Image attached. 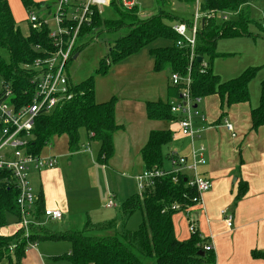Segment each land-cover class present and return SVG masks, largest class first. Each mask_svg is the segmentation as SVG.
<instances>
[{"label":"trees","instance_id":"1","mask_svg":"<svg viewBox=\"0 0 264 264\" xmlns=\"http://www.w3.org/2000/svg\"><path fill=\"white\" fill-rule=\"evenodd\" d=\"M23 1L27 8L36 3V0ZM156 1L157 12L145 17L140 15L138 5L127 9L117 0H112L110 5L116 11L115 18H104L102 13L96 10L91 24L83 27L82 37L75 46L69 64L75 55L100 34L121 30H127V33L109 44V49L100 59L94 74L80 82H74L68 71L72 98L59 103L50 111L40 112L35 117L31 137L24 147L25 153L41 155L43 147L55 135H66L69 151L77 152L83 147L81 137L85 131L89 139L87 147L97 141L100 145L97 160L100 164L107 165L115 155V135L123 125L118 123L116 118L118 97L113 95L106 101L97 99L95 76L106 75L111 66L158 40L169 43L149 48L154 59V70L160 72L168 69L171 75L177 73L181 81L173 84L170 79L167 99L146 101L149 119L178 122L181 114L171 110V101L173 98L181 99L188 77L192 97L200 98V101L194 104L195 109L203 98L214 94L220 97L222 110L232 104L250 100L249 85L261 66L251 65L233 78L222 79L214 71L213 62L220 56L217 44L221 38L254 35L249 28L253 21L250 9L253 0H201V13L213 9L218 14L225 11L232 14L225 21L220 17L204 16L203 21L200 19L194 47L195 58L192 61L190 46L177 44L180 36L172 24L166 21H173L174 24L186 22L191 26L193 20L166 10L173 0ZM178 1L195 4V0ZM261 1L264 3V0ZM262 20L264 21V14ZM260 28L264 30V22ZM29 31L27 36L22 33L8 0H0V50L5 49L9 54L8 61L0 51V90L1 93L5 92L6 88L11 90L9 98L5 100L9 101L15 110L32 103L40 71L31 66H34L37 59L46 58L53 49L47 29ZM199 56L203 57L202 61H198ZM204 62L207 63L206 66H203ZM224 114L225 112H222L220 118ZM251 120L252 129L264 126V79L261 80L259 103L251 109ZM2 127L0 121V130ZM173 138L174 131L170 128H156L150 131L146 143L140 149L143 171L170 170V166H165V161L169 158L171 164L174 151L170 150L166 154L164 146ZM174 176H178L177 181ZM12 179L14 180V177L10 172L0 169V229L10 226L9 216L16 220L12 233L0 232V264H22L26 250L44 241L69 242L70 251L53 256V259L66 260L72 264H215V252L205 249L208 241L202 238L198 231L189 230L191 234L185 239L176 234L175 215L195 206L193 198L198 195L182 173H170L157 178L154 185L147 186L122 200V213L127 219L137 211L142 214V220L134 230L121 229L115 218L95 222L89 215L79 225L56 232L50 230L46 227L47 222L58 220H52L45 215L46 207L41 192L31 210L34 221L29 225L28 234L20 225L23 212L17 202L18 189ZM246 190L247 183L240 182L236 199L242 197ZM113 197L116 198L115 195ZM174 205L179 207L173 208ZM62 214L60 220L64 219V213ZM122 225L125 226V223ZM251 255L254 259L264 260V250L253 249Z\"/></svg>","mask_w":264,"mask_h":264},{"label":"crops","instance_id":"2","mask_svg":"<svg viewBox=\"0 0 264 264\" xmlns=\"http://www.w3.org/2000/svg\"><path fill=\"white\" fill-rule=\"evenodd\" d=\"M259 36L260 34L234 37L230 39L232 40L230 43L225 42L224 46L235 47V49H228V51L236 52L246 46L248 47V45L251 48L248 49L249 53L243 58L244 60L232 59L229 65L230 68L227 69L226 67L219 71L214 69L222 79H229L240 74L248 65H262L257 76L250 82V100L232 104L222 110L220 107L221 100L217 94L207 96L212 97L211 100L215 102L214 107H207V100L204 105V108L210 111L208 113L210 118L214 119L222 112H225L224 116L222 118L219 116L214 124L208 123L209 120L206 116L196 117L195 119L197 127L195 129L198 130L197 139L203 142L202 134H205L206 142V145L203 143L206 147L204 153L205 163L201 164L199 171L212 182V187L203 194L201 204L189 209V217L192 219L199 235L206 238L208 244L213 245L216 254L215 264H261L263 262L253 259L250 255L253 249L264 250V126L252 129L251 120V109L259 103L261 80L264 79V50L259 47V44H264V38ZM219 53L220 56L218 57L224 60L227 58V56L223 57L227 53ZM140 56L138 52L116 63L113 68L119 70L121 67L117 66L121 65L123 67V70L117 71L120 75H123L116 74L118 76L117 90L121 91L116 106V118L123 125V128L117 133L120 132L119 134L122 135V133L130 132L131 137H135L133 142L129 140L126 143L133 145L135 142L131 150H136V153H134L136 155L135 161L138 162V166H141L140 170L143 171L144 164L140 156V149L146 143L150 131L156 129L162 122L158 123V121L147 117L146 101L158 100L163 97V99L168 98L169 83L165 80V76L161 71L154 70V59H146L148 62L151 61L150 65L147 66ZM218 59L215 61L216 64ZM126 70H130V75L129 73L125 74ZM112 93L108 95L109 98L103 101L115 95ZM119 105L125 112L121 119L118 110ZM137 115H141V117L139 118ZM126 118H130V120H124ZM225 120L231 123L232 130L226 127ZM209 124L211 125L209 126ZM131 125L133 131H131ZM167 128L174 131L173 139L179 141V143L181 142V147L186 145L183 140H190L188 136L181 134L178 122H172ZM116 135L114 139L116 146L114 156L119 159ZM88 141L87 138L85 143L87 144ZM183 149L176 147L175 149L172 148V151L185 156L187 161L191 162L189 158L190 148ZM131 150L130 153H132ZM87 152L90 154V161L92 162L93 152L87 146L82 147L77 152H70V155L67 152L62 153L67 157L68 166H71L79 160L81 162L83 160L81 158L82 154ZM68 161L70 162L68 163ZM123 162L127 168L135 167L130 154L123 159ZM103 167L106 166L103 165ZM31 172H35V176ZM31 172L29 182L33 193L36 197L39 193H43L45 207L60 209L64 213V217L71 212L69 193L67 185H64L62 169L56 164L53 168L32 169ZM134 180L136 183L137 180L135 178ZM242 181L247 183V190L242 197L236 199ZM112 182L109 195L113 193L116 198L121 195L125 196L127 191L131 193V191L136 190H131L132 182L124 180ZM38 183H40V191L35 193V185ZM224 209H230L234 213L232 227H228L223 219L222 210ZM180 213H177L174 218L176 234L179 238L185 239L191 234L189 231L190 224L186 212ZM47 242L49 241L30 246L26 250L22 264H69L66 263L69 262L66 260L53 259V256H57V254H55L56 252L52 247L47 245Z\"/></svg>","mask_w":264,"mask_h":264},{"label":"built area","instance_id":"3","mask_svg":"<svg viewBox=\"0 0 264 264\" xmlns=\"http://www.w3.org/2000/svg\"><path fill=\"white\" fill-rule=\"evenodd\" d=\"M127 9L138 5L137 0H117ZM112 0H36V3L28 7V22L30 29H47L48 36L53 43V49L44 59H37L34 66L40 73L37 76V90L32 103L15 110L8 103L7 98L11 93L9 88L1 93L0 90V121L3 124L0 130V169L10 172L14 177L11 181L18 189L17 202L23 212V218L20 222L28 234L30 223L33 216L31 210L34 206L36 196L33 193L29 182V173L32 169L43 170L53 168L57 164V158L52 155H32L25 153L24 147L31 137V130L34 126L35 117L42 111H50L59 103L69 100L73 92L69 87V74L67 67L69 60L78 40L82 37L81 31L85 25H90L96 10L100 11L103 6H110ZM201 0H195L196 10L193 14V23L189 26L186 22H178L173 25V29L180 36L177 44L190 46V60L195 58L194 47L196 44V35L200 26V19L203 17H220L224 21L228 19L231 12L219 13L213 9L207 13L200 11ZM37 7V9H36ZM191 32V37L187 32ZM207 63L204 62L203 66ZM173 84H178L181 77L177 73L171 75ZM185 88L182 90L181 99L174 98L171 101V110L180 113L178 120L180 132L184 136L192 138V157L193 161L188 162L183 155L172 152L170 170H147L136 175L139 190L142 191L147 186L154 185L157 178L170 173H182L185 175L189 184L194 187L198 193L193 198L196 205L202 203V196L212 187V182L204 177L199 171V165L205 163L204 152L206 147L200 144L196 147L195 138L198 130L193 124L194 104L200 101L199 97L193 98L190 92V77L185 80ZM1 87V86H0ZM198 115V110H195ZM226 127L232 130V125L225 120ZM178 180V176H174ZM113 196V195H112ZM113 198L107 202V206H114ZM174 205L173 208H178ZM189 219L190 231L194 232L195 225L189 217V210L185 211ZM45 215L52 220H60L63 217L60 209L46 208ZM223 219L228 227L233 226L234 213L230 209L222 210ZM191 219V221H190ZM206 250H213L212 244H206Z\"/></svg>","mask_w":264,"mask_h":264},{"label":"rangeland","instance_id":"4","mask_svg":"<svg viewBox=\"0 0 264 264\" xmlns=\"http://www.w3.org/2000/svg\"><path fill=\"white\" fill-rule=\"evenodd\" d=\"M38 1V0H37ZM13 15L16 17L17 23L20 27V30L22 33L27 36L29 34V22H28V8L25 6L23 0H8ZM137 4L140 8V15L145 17L148 15H151L158 10V3L156 0H137ZM37 9V7H36ZM250 9H251V17L253 21L250 23V30L254 33L253 36H256L260 34L259 37L264 38V30L260 28V25L263 24V13H264V3L261 0H253L252 3L250 4ZM168 11L178 14L181 17H185L188 19L193 20V14L196 10L195 4L193 5L192 3L185 2V1H178V0H173V2L168 5L167 9ZM100 12L102 13V16L104 18H115L116 11L113 9L111 6H103L100 8ZM169 24L174 25L173 21H166ZM259 24V25H258ZM127 33V30H121L116 33H108L104 32L98 36L97 39L93 40L90 44H88L86 47H84L78 56L74 58L70 64H69V74L71 75V78L73 79L74 82H80L87 78L88 76L92 75L95 73V70L97 69L99 65L100 59L107 53L109 49V44L112 43L115 39L119 38L120 36L124 35ZM187 36L191 37V32H187ZM239 37V36H238ZM234 37H225L221 38L217 44V49L218 52H225L228 54L227 58L224 60L223 58L216 57L213 62V69L215 71L223 70V68H230L229 65L232 62V59H243L246 55H248L249 51L248 49L251 48L250 45L248 47L242 48V50L239 51H228L235 49V47L231 46H224L225 42L232 41ZM257 38V37H256ZM263 41V40H262ZM169 43L168 41L165 42L164 40H158L156 42L151 43L150 45L146 46L142 50L139 51L140 57L142 61L145 62L147 66L150 65L151 61L148 62L149 58L153 57L149 52V48L151 46H155L158 44H165ZM251 43V42H248ZM262 45V46H261ZM254 47V46H253ZM259 47H262L261 49L264 50V44H259ZM225 48V49H222ZM1 54L3 57L9 61V54L8 51L5 49H1ZM230 57V59H228ZM222 60H219V59ZM208 59V58H207ZM206 59V60H207ZM218 59V63L216 64L215 61ZM238 59V60H239ZM244 60V59H243ZM250 62V61H249ZM256 62V61H254ZM114 66V65H113ZM111 66L109 72L106 75H96V94H97V99L100 100H105L110 95L115 94L118 98L121 91L117 90V85H118V76L116 74H119L117 71H120V69L123 70V67L121 65L117 67H121L119 70L118 68H113ZM251 66V65H248ZM247 66V67H248ZM256 66V64H255ZM258 66V65H257ZM262 67V65H259ZM35 68L33 65L31 66ZM226 69V70H227ZM163 75L165 76V80L168 81V83L171 84V73L170 70L166 69L161 71ZM129 73L130 75V70H126L125 74ZM123 75V74H121ZM120 75V76H121ZM146 81V80H145ZM143 82V85L145 83ZM112 97V96H111ZM164 98V97H163ZM162 98V99H163ZM167 99V98H166ZM174 99V98H173ZM212 97H205L203 98L200 103L199 107L197 108L198 110V115L195 114V110L193 109V124L194 128L197 129L196 127V122L195 119L196 117L202 118V116H206L207 119L209 120L208 123L214 124L217 120V118L220 116V113L218 116H216L214 119L210 118V111L208 109L204 108V105L207 100V107H214L215 102L214 100H211ZM157 100V99H155ZM164 100V99H163ZM9 102V101H8ZM118 104V103H117ZM121 105V104H120ZM119 105L120 108H118L119 113H120V119L123 118L125 112L123 108ZM225 109V108H224ZM137 117H141V115H137ZM124 120H130V118H126ZM216 120V121H215ZM118 122V121H117ZM161 121H158L160 123ZM119 123V122H118ZM135 123V122H134ZM172 122H166L162 121L161 125H158L156 128H167L168 125H170ZM207 124V123H206ZM134 125V124H132ZM131 125V131H133V126ZM208 125V124H207ZM211 124H209L210 126ZM225 131V130H224ZM120 133V132H119ZM117 133L116 135V141L118 145V150H119V159L115 158V156L110 160V162L107 165H104L106 167H103L102 164H100L97 160L98 158V153H99V148L100 145L97 141L92 142V146L90 147L91 143L89 144L88 148H90L93 152V161H90V154L87 152L86 154H82L81 158L83 159L81 162L80 160L73 163V165L68 166L66 162V156L62 152H67L70 155L69 147H68V139L66 135H55L50 142L45 145L41 151L42 155H52L57 157V166H59L62 169L63 172V179H64V185H67V190L69 193V202L71 204V212H69L63 220H58L56 222H47V226L50 230L53 231H60L64 230L67 228H70L72 226L79 225L82 223L86 216L89 215L91 219L95 222H100L103 220H109L112 218H115L118 223L120 224L119 227L121 229H130L134 230L138 227L139 223L142 220V214L141 212L137 211L133 216L129 217L128 219L124 214L122 213L121 209V202L124 200L126 197L129 195L137 192L139 190L138 183H135V176L139 171L141 172L140 168L141 166H138V162L135 161L136 155V150H131L132 146L131 143H126V141L129 142L131 140L133 142L135 137H131L130 132H126L125 134L122 133L120 135ZM190 140L186 141L183 140V142H186V145L184 147H181V142L173 139L170 141L167 145L164 146V153L168 154L172 148L178 147V149H183L187 150L190 148V161H193L192 157V138L188 136ZM87 141V135L85 134V131L82 133L81 137V143L82 146H87L85 143ZM202 141L195 138V144L196 147H198L200 144H205V134H202ZM89 142V141H88ZM129 144V145H128ZM83 146V147H84ZM135 148V147H133ZM85 150V149H83ZM130 150L132 153H130ZM86 151V150H85ZM205 153V152H204ZM132 156V160L134 162L135 167L132 168H127L125 166V163L123 162V159L128 156ZM70 161H68L69 163ZM165 166L169 168L171 167L170 160L169 158H166L165 161ZM202 165H199V168ZM124 170H129V171H124ZM200 170V169H199ZM31 172V171H30ZM135 172V173H134ZM33 176H35V172H31ZM135 174V175H133ZM30 175V173H29ZM134 178H133V177ZM116 180H124V181H129L132 182V189H136L134 192L127 191L126 195L123 196L121 195L119 198H115L112 196L113 193H110L111 185L113 184L112 181L116 182ZM137 185V186H136ZM34 192L38 193L40 191V183L35 185ZM34 188V187H33ZM110 198H113L115 202V206H107V202L109 201ZM181 214V213H180ZM9 225L6 226L2 229H0V232H6L10 233L13 229V227L16 225V220L14 217L9 216ZM125 223V226L122 224ZM79 227V226H78ZM196 231V230H195ZM194 231V232H195ZM42 243V242H40ZM47 245L53 248V250L56 252L55 254L61 255L64 253H67L71 249V244L67 241H53V242H47ZM251 255V254H250ZM226 257V256H225ZM252 257V255H251ZM253 258V257H252ZM254 259V258H253ZM261 262V264H264V260L262 259H255ZM69 264H72L71 262H66Z\"/></svg>","mask_w":264,"mask_h":264},{"label":"water","instance_id":"5","mask_svg":"<svg viewBox=\"0 0 264 264\" xmlns=\"http://www.w3.org/2000/svg\"><path fill=\"white\" fill-rule=\"evenodd\" d=\"M78 55H75V58L77 57ZM203 60V57L202 56H199L198 57V61H202ZM195 107H197V105H195ZM204 253V252H203Z\"/></svg>","mask_w":264,"mask_h":264}]
</instances>
